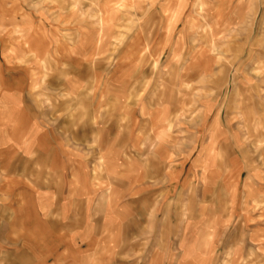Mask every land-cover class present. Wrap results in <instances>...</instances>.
Segmentation results:
<instances>
[{
    "label": "rangeland",
    "instance_id": "1",
    "mask_svg": "<svg viewBox=\"0 0 264 264\" xmlns=\"http://www.w3.org/2000/svg\"><path fill=\"white\" fill-rule=\"evenodd\" d=\"M5 90L43 125L0 158V264H264V0H0Z\"/></svg>",
    "mask_w": 264,
    "mask_h": 264
},
{
    "label": "crops",
    "instance_id": "2",
    "mask_svg": "<svg viewBox=\"0 0 264 264\" xmlns=\"http://www.w3.org/2000/svg\"><path fill=\"white\" fill-rule=\"evenodd\" d=\"M104 21V18L101 19V27H102V23ZM201 33L202 32V36L204 38L203 42L200 44V48H202L203 46H208L209 48L211 47H217L216 44H215V41L213 40L212 41V45L210 44L211 42L208 40L209 39V36L207 35L206 31L204 30H199L198 33ZM102 38V37H100ZM133 49L136 50L138 44H134L133 45ZM23 50H26L24 48H22ZM148 49V45H145L142 47V50H147ZM28 51V50H27ZM34 51V50H33ZM169 55L171 56V59H173L172 57V54L169 53ZM208 59V58H207ZM205 71H211L210 67L208 66ZM184 77V74H180V75H177V80L180 81L181 79H183ZM212 84L214 87H216L217 85L220 84V81H218V79H213L212 80ZM38 85L37 82H34L33 83V86H32V89L35 88V86ZM23 86L20 87L19 91L16 92V94H19V96H17L16 94L14 96H16L19 100H21L22 98V92H23ZM1 93H3L1 95ZM11 96H13L11 94V92L5 90V91H0V112L2 113V117L0 118V158H8V159H11L12 157V162L14 161V163H19V165H22L24 166L23 169H25L28 165V161H27V154H29L33 149H35L37 152H39V150L41 149L40 147H36V145L39 146L40 144V140L38 142L37 140V137L39 135V133H41V128H42V122H39V121H32L31 124L33 127L31 126H28V123H29V115L20 110L17 114L16 110L9 107V99L11 98ZM29 112V111H28ZM164 109L162 108L160 112H158L157 114V118L153 121V127L156 129L158 127H161L163 126V124L166 122V119L165 116H164ZM211 113V110H208V112L206 113L205 117H204V122L208 120L209 118V115ZM30 114H34L33 111L30 112ZM254 113L251 111L250 113H248V116H251L253 115ZM35 117V115H33ZM6 120L7 122L10 123L11 125V133H10V141L12 142V152H8L7 155H4L5 153L3 152L2 150V136H1V131L3 128V126H5L3 123V121ZM213 126H212V135H213V141L214 143L212 144V151H213V154L211 155V160H207L206 163H213V165H215L216 163H219L222 161V163H224L225 159L224 157L223 158H216V156H221V153L219 154H216L217 150H221L223 148H229V146H231V148L233 149V153L235 155H237V150L236 149H240L241 147V141L239 139V136L236 134V133H231L230 134V138L229 139H224L222 141V143L219 141V136H221V117L219 116V114H216L214 117H213ZM10 128V127H9ZM36 141V143H34V141ZM218 143H221L220 145ZM264 149V148H262ZM40 153V152H39ZM38 153V155H39ZM218 153V152H217ZM232 153V152H231ZM232 153V154H233ZM12 155V156H11ZM11 156V157H10ZM239 156V155H238ZM222 157V156H221ZM242 158V161L245 160V156L243 154H240V156ZM236 159V158H234ZM4 160V159H3ZM6 161V160H5ZM37 162L40 161V158L38 157ZM234 160H232L231 162H233ZM205 162V161H204ZM13 163V164H14ZM55 163L57 165H60L62 162L61 161H55ZM233 164V163H232ZM4 165V161L3 162H0V168L3 167ZM206 168V167H205ZM13 170V169H12ZM8 172V171H7ZM40 172V171H39ZM202 176H204L202 174ZM42 198H45V195L42 196ZM62 205L59 206V209L62 210ZM80 209V208H79ZM77 209V207H74L73 208V211L72 213H77V214H82V212H86V211H81V209L79 210ZM110 210V208H107V210ZM103 212V211H102ZM104 213V212H103ZM106 213H108L109 215L107 217H109L108 219H114V217L112 216L114 213H113V210H110L109 212L107 211ZM85 214V213H84ZM117 218V216H116ZM112 219V220H113ZM118 220V219H117ZM94 222L91 223V224H94L95 225V230L98 232L99 230V227L102 225L101 224V218L97 219V220H93ZM119 222H121V218H119ZM117 224L119 225L120 223L117 222ZM66 225H68L66 223ZM120 227V236H121V233L123 235V229H124V225H121L119 226ZM119 229V228H117ZM119 233V231H118ZM100 233H96V236L100 238ZM72 234H69V240H71L72 238H79L80 235H82V233H76V234H73V235H76V236H71ZM124 237H121V238H118L116 236H111V237H108V238H103V242H105L104 244H106L107 247H111L110 250L111 252L115 250L117 251V248L122 245V242H124ZM116 247V249H115Z\"/></svg>",
    "mask_w": 264,
    "mask_h": 264
}]
</instances>
